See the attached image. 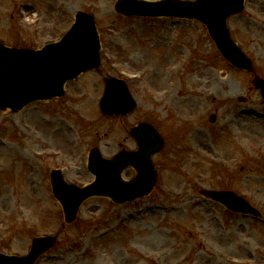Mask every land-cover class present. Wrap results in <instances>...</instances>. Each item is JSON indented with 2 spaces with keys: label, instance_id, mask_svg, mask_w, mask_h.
<instances>
[{
  "label": "rangeland",
  "instance_id": "1",
  "mask_svg": "<svg viewBox=\"0 0 264 264\" xmlns=\"http://www.w3.org/2000/svg\"><path fill=\"white\" fill-rule=\"evenodd\" d=\"M118 1L0 0V42L8 46L57 41L79 11L94 16L103 44L99 69L69 83L54 109L0 110V252L25 255L33 238L56 235L37 264H264V104L253 76L223 59L202 23L125 17ZM228 25L264 72V0H246ZM112 76L128 80L138 101L124 118L100 111ZM144 121L170 131L154 157L153 192L125 204L88 199L67 224L51 169L79 186L93 182L90 149L106 158L137 149L130 130ZM135 176L132 167L123 173ZM208 189L242 194L263 217L228 211L202 194Z\"/></svg>",
  "mask_w": 264,
  "mask_h": 264
},
{
  "label": "water",
  "instance_id": "2",
  "mask_svg": "<svg viewBox=\"0 0 264 264\" xmlns=\"http://www.w3.org/2000/svg\"><path fill=\"white\" fill-rule=\"evenodd\" d=\"M244 0H197L182 2L163 0L147 2L123 0L117 5L124 15L180 16L195 18L207 25L223 55L237 68L251 70L252 65L232 41L226 20L231 14L243 9ZM99 37L94 19L78 13L76 22L58 43L47 45L41 51L5 48L0 45V108L18 110L26 104L52 99L64 94V85L83 71L99 65ZM264 96V82L258 84ZM136 106L126 83L118 79L107 82L102 111L107 115H125ZM139 144L135 153H119L114 159H104L93 149L89 169L96 181L83 189L68 185L60 172L52 177L55 196L64 206L68 222L77 215L82 202L90 196H107L121 203L148 195L156 183V171L152 156L158 152L163 141L147 124L133 130ZM129 165L137 170L132 181L122 179V171ZM208 195L230 209L246 214L260 215L255 208L232 192L209 191ZM55 244V238H37L31 253L25 258L7 257L0 254V264H33L45 251Z\"/></svg>",
  "mask_w": 264,
  "mask_h": 264
},
{
  "label": "bare ground",
  "instance_id": "3",
  "mask_svg": "<svg viewBox=\"0 0 264 264\" xmlns=\"http://www.w3.org/2000/svg\"><path fill=\"white\" fill-rule=\"evenodd\" d=\"M157 72V69H156V71H155V73ZM3 149V151L5 150V151H7L9 148H8V146L7 145H4V148H2ZM65 263V260L63 261V262H61L60 264H64Z\"/></svg>",
  "mask_w": 264,
  "mask_h": 264
}]
</instances>
